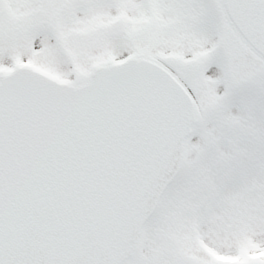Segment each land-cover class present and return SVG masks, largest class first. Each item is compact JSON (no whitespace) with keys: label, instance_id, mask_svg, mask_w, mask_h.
Instances as JSON below:
<instances>
[{"label":"snow or ice","instance_id":"snow-or-ice-1","mask_svg":"<svg viewBox=\"0 0 264 264\" xmlns=\"http://www.w3.org/2000/svg\"><path fill=\"white\" fill-rule=\"evenodd\" d=\"M0 264H264V0H0Z\"/></svg>","mask_w":264,"mask_h":264}]
</instances>
